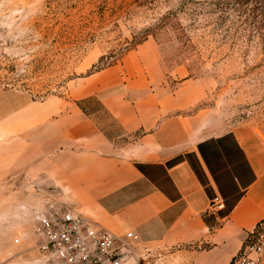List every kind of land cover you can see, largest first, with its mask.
Returning <instances> with one entry per match:
<instances>
[{
  "label": "rangeland",
  "instance_id": "obj_1",
  "mask_svg": "<svg viewBox=\"0 0 264 264\" xmlns=\"http://www.w3.org/2000/svg\"><path fill=\"white\" fill-rule=\"evenodd\" d=\"M18 98H181L213 112L203 124L263 139L264 0H0V117ZM13 137L0 133V167L29 154ZM16 174L0 169V252L32 264L39 212L77 211L44 175Z\"/></svg>",
  "mask_w": 264,
  "mask_h": 264
},
{
  "label": "crops",
  "instance_id": "obj_2",
  "mask_svg": "<svg viewBox=\"0 0 264 264\" xmlns=\"http://www.w3.org/2000/svg\"><path fill=\"white\" fill-rule=\"evenodd\" d=\"M94 99L102 109L86 108ZM17 107L0 133L29 154L1 156L24 161L0 169L44 175L67 207L132 230L126 264H229L264 219V138L248 125L203 124L213 112H182L181 98H18ZM21 263L0 252V264Z\"/></svg>",
  "mask_w": 264,
  "mask_h": 264
},
{
  "label": "built area",
  "instance_id": "obj_3",
  "mask_svg": "<svg viewBox=\"0 0 264 264\" xmlns=\"http://www.w3.org/2000/svg\"><path fill=\"white\" fill-rule=\"evenodd\" d=\"M212 201L216 208L222 207L217 197ZM33 234L34 264H126L139 239L132 230L117 234L67 208L39 212ZM263 260L264 219L246 235L229 264H261Z\"/></svg>",
  "mask_w": 264,
  "mask_h": 264
}]
</instances>
